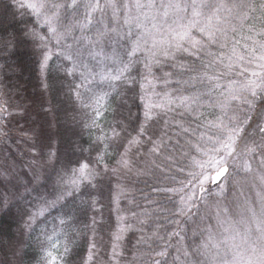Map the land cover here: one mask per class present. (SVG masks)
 <instances>
[{"label":"snow or ice","instance_id":"obj_1","mask_svg":"<svg viewBox=\"0 0 264 264\" xmlns=\"http://www.w3.org/2000/svg\"><path fill=\"white\" fill-rule=\"evenodd\" d=\"M0 7L5 13L14 9L34 19L35 27L26 35L41 50L42 72L54 56H63L71 65L63 68L69 76L84 69L80 71L81 82L72 91L81 110L89 114L86 127L99 133L96 143L101 146L95 165L89 160L77 161L70 176L60 177L66 190L56 201L31 214L26 221L28 227L59 200L83 188L95 189L98 179L109 172L132 171L133 156L142 155L145 144L152 145L149 153L160 154L163 140H153L148 135L149 122L156 110H182L181 117L190 116L195 127L191 122L187 127L179 124L178 135L184 138V143L178 139L174 147L181 149L180 158L189 161L187 167L191 170L186 181L177 182L179 186L158 191L178 195L177 214L186 215L198 200L205 198L210 187L218 189V196L223 195L225 181L232 174L230 166L252 173L250 158L259 155L256 177L260 187L259 206L255 201L252 204L245 201L239 219H232L227 208L218 209V238L214 239L210 230L211 246L205 243L201 247L206 252L210 247L212 250L206 264H264V0H0ZM114 37L128 43L127 62L119 59L121 66L115 73L111 70L100 73V79L109 82L111 91L93 90L89 79L92 74H85L87 67L79 60L81 48L99 49L97 54L105 55L102 45ZM169 61L187 74V80L177 83L188 85L183 90L188 94L165 93L158 97L160 102H154L156 94H147L146 85L152 83L149 77L153 75V67ZM140 62L145 73L140 84L145 92L140 97L144 112L133 135L123 123L103 122L115 98L112 94H118L111 82L135 83L130 71L134 63ZM169 75L172 74L165 73L166 77ZM258 110L260 122L253 133L261 142L249 143L248 129L252 127L253 113ZM12 116L7 105L0 103V134ZM113 144L122 151L116 153L114 166L110 167L105 160ZM166 159L170 163L180 162L172 156ZM178 174H184V167L178 169ZM70 220V217L61 219L59 223L64 226ZM125 230L121 228L113 235L107 264H120L119 241ZM53 233L46 237L48 247L44 248L39 264H67L70 258L68 241L61 245L56 228ZM99 255L100 249L93 238L80 264H97Z\"/></svg>","mask_w":264,"mask_h":264},{"label":"trees","instance_id":"obj_2","mask_svg":"<svg viewBox=\"0 0 264 264\" xmlns=\"http://www.w3.org/2000/svg\"><path fill=\"white\" fill-rule=\"evenodd\" d=\"M33 27L35 22L31 16L21 15L14 9L5 13L0 7V92L4 97L13 93L10 109L20 111V115L13 114L5 132L0 134V264H39L44 248L48 247L46 237L54 235V228L61 245L67 240L71 249L67 264H80L93 238L100 249L97 264H107L113 241L111 231L115 229V208L120 215H129H126L124 225L132 227L127 238L119 243L120 264H156L157 261L160 264H190L187 259L181 261V257L173 255L171 250L177 237L170 239L168 233L176 225L181 227L178 223L183 222L184 228L187 225L183 235L187 238L185 248L190 256L186 258H197L194 247L198 237L193 234L188 221L189 215L197 217V213L192 209L193 213L181 218L177 214L179 196L158 191L179 186L177 182L186 181L191 170L187 167L189 161L180 158L181 149L174 147L178 139L184 143V138L178 135L179 124L187 127L191 122L195 127L190 116L181 117L182 110H156L157 114L149 122L148 135L153 140H163L160 154L149 153L152 145L145 144L142 155L133 156L132 171L109 172L98 179L95 189L83 188L59 200L55 207H49L43 215L37 216L31 227L27 226L31 214L46 203L56 201L66 190L60 177L69 175L77 167V161L89 160L95 165L101 150L96 143L99 133L86 127L89 114L81 110L72 91L81 82L80 75L69 76L63 71L71 65L62 56L53 57L47 70L42 72L41 50L37 42L26 35ZM125 45H117L118 55ZM88 63L91 64L88 67L93 90L111 91L109 82L102 81L98 75L106 68L95 66L92 73V66L97 63L93 60ZM115 67L118 69L120 64ZM142 68L139 64L131 68L130 78L135 83L111 82L118 94H112L115 98L111 100L109 114L103 122L123 123L133 135L143 120L144 102L140 97L144 92L140 84L144 82L145 73ZM152 73L149 77L152 83L146 85L145 92L153 91L154 99L165 93L188 94L183 91L188 85L177 83L187 80V74L173 67L170 61L154 66ZM165 73L172 75L166 77ZM8 89L17 91L18 97ZM258 119L252 121L253 127L259 123ZM19 123H25V126L19 127ZM119 151L122 149L116 144L109 149L105 162L110 167L114 166ZM169 156L180 162L170 163L166 159ZM181 167H184V174H178ZM37 174H41L42 179L35 176ZM116 203L119 205L114 208ZM177 215L180 221L176 224ZM69 217L70 222L61 226L60 220ZM160 252L165 255L158 256Z\"/></svg>","mask_w":264,"mask_h":264},{"label":"rangeland","instance_id":"obj_3","mask_svg":"<svg viewBox=\"0 0 264 264\" xmlns=\"http://www.w3.org/2000/svg\"><path fill=\"white\" fill-rule=\"evenodd\" d=\"M77 35H79V33H77ZM68 43L71 44L72 41L69 40ZM122 43H124L126 45L124 46V49L119 52V55H118L115 51L116 50L115 48H117L118 44L121 45ZM102 48H103V52L105 55H98L97 53L99 52V49L93 51V50H90L88 48H81L79 58L84 57V59H85V60L80 61V62H82L87 67L88 72L85 73L86 75L91 72V71H89V67H88L91 65L88 63V62H91V60H93V61H95V63H97V64H94L92 66V73L94 71L93 69H96L97 66L100 68H106V69L100 70L102 72H104L106 70H111L112 72H115V70L117 69L115 67V65H117L119 63V61H118L119 57H120V59H124V56H126V55L122 56V54L123 53L125 54L126 50H128V43L123 39L114 37L112 40L104 41ZM113 54H115V57L113 56ZM58 57H60V56H58ZM41 58H42V56H41ZM114 58L116 59V61H118V63L113 62ZM63 60H65L64 57H63ZM85 61H86V63H85ZM125 62H127V56L125 57ZM135 64H139V66L143 67L142 62L134 63V65ZM40 66H41V62H40ZM80 71H84V69L78 70L77 71L78 75H80ZM100 71L98 73L99 77H100V73H101ZM146 88H147V86H146ZM8 90L13 91L12 89H8ZM13 92L18 97L19 94L16 93L17 91H13ZM146 93L151 95V93L153 94V91L146 92ZM12 94L9 97L7 95H6V97H4L3 93L1 94V92H0V103H5L8 107V110L10 112H12L13 114L17 113V115H20V111H18V110L13 111L10 109L12 104L9 105V103L12 100ZM144 94H145V92H144ZM153 101L154 102H160L159 99H154V97H153ZM257 107H258V109H260L261 106L258 104ZM143 112H144V108H143ZM260 117H261V112L258 110L256 113H253V120L252 121L255 122V119L257 120V118H260ZM12 118H13V116H12ZM258 120L260 122V119H258ZM256 124L254 126H256ZM21 125H22V127H24L25 123H23V124L19 123L18 124L19 127ZM6 127H8V125ZM6 127L3 129V133L5 132ZM254 128L255 127L252 126L251 128L248 129L249 143H251V141H253V140H255L257 143H260L261 142L260 137L253 133ZM250 159H251L252 168H253L252 173H245L239 167L230 166V171L232 174H231V176H229L228 180L225 181V191H224L223 195L218 196L217 195L218 189H216L215 187H210V191L205 196V198L203 200H198V204L192 207V209H194L195 212L197 213V215H196L197 217H195L194 215H192V216L189 215L188 221L190 220L189 221L190 224L189 223L188 224L190 225V228L192 229L193 234L195 233L198 237L197 238V244L194 247L195 251L198 253V256L194 260L192 258L191 259L186 258V257L190 256L188 251L185 248L186 246H188L187 238L184 237V235H183V231L185 230L187 225L184 228L183 222L178 223L180 221L178 215H177V217H175L174 222L176 224L178 223L181 227H178L176 225L173 228H171L170 232L168 233V235H169L168 238H170V239H173V238L175 239L177 237L175 244H174V247H173V250H171V252L173 251V255H175V257H177V258L181 257V259H180L181 261H183L184 259H187L189 262H191L190 264H206V261H208L209 256L212 254V250L210 247L209 251L206 252L205 249H203L201 247V245L208 243L209 246H211L212 241H209V239H208L209 235H210V230H211V234L213 235L214 239L218 238L217 234L219 232V228L217 227V223H216L217 210L218 209L222 210L224 208H227L228 209V215L232 219H239L240 215L242 214V212L244 210L245 201H247L249 204H252V202L255 201L256 206L257 207L259 206L257 193L260 191V187H259L258 180L256 179V177L259 174V168H260L259 159H260V157H259V155H257L255 158H250ZM237 163H239V162H237ZM36 172L38 173L39 171H36ZM70 174H69V176H70ZM35 176L39 177V179H42L41 174L39 176H38V174ZM62 184H63V186H65V184L63 182H62ZM210 194H212V195H210ZM199 202H200V204H199ZM117 205H119V204L116 203L113 207L115 208V207H117ZM116 210H117V208H115V220H116L115 229H114V231H111V237L113 238V235L115 233H117L119 229L125 228L126 230L123 231L122 238L119 241V243H122L124 241L123 238L124 237L127 238L128 234H129V229L132 227H126L124 225L125 224L124 220L127 218L126 215H128V214L124 213V214L120 215V213H117ZM189 213H193L192 210ZM179 216L184 219V216H186V215H183V216L179 215ZM172 221H173V219H172ZM174 229H177V230L172 232ZM176 233H178V235H174ZM192 261H194V262H192Z\"/></svg>","mask_w":264,"mask_h":264}]
</instances>
